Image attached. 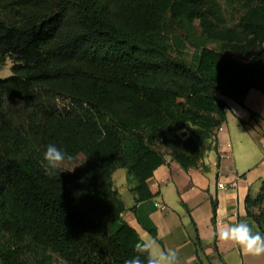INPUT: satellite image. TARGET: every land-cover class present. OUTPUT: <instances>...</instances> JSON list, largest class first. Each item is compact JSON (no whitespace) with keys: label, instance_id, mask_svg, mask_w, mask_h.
Returning <instances> with one entry per match:
<instances>
[{"label":"trees","instance_id":"trees-1","mask_svg":"<svg viewBox=\"0 0 264 264\" xmlns=\"http://www.w3.org/2000/svg\"><path fill=\"white\" fill-rule=\"evenodd\" d=\"M8 59L0 264H124L144 240L127 210L157 237L148 179L167 161L160 145L199 166L217 148L224 97L245 104L251 88L264 92V0H0V71ZM49 144L83 161L46 171ZM246 201L264 230V179Z\"/></svg>","mask_w":264,"mask_h":264},{"label":"crops","instance_id":"crops-1","mask_svg":"<svg viewBox=\"0 0 264 264\" xmlns=\"http://www.w3.org/2000/svg\"><path fill=\"white\" fill-rule=\"evenodd\" d=\"M224 98L229 107L226 120L217 129V148L210 150L197 167L184 168L167 158L148 179L157 205L150 214L157 226V237L142 227L134 212L124 213L143 239L153 238L161 248L177 250L181 264H264V256L244 255L217 236L219 228L240 222L264 234L248 213L246 201L248 194L260 191L264 179V92L251 88L245 104ZM118 179L117 185L113 178L114 186L129 208L135 200L128 188L127 173ZM233 180L237 181L233 189L218 186L219 181L227 184ZM123 191L128 192V201ZM197 234L203 242L199 255Z\"/></svg>","mask_w":264,"mask_h":264},{"label":"clouds","instance_id":"clouds-1","mask_svg":"<svg viewBox=\"0 0 264 264\" xmlns=\"http://www.w3.org/2000/svg\"><path fill=\"white\" fill-rule=\"evenodd\" d=\"M66 158L72 159L54 144H49L43 155L46 171L58 168ZM217 236L220 240L238 247L244 255L264 256V234L259 231L254 232L252 226L246 222L224 225L218 229ZM135 252L137 255L126 259L124 264H145V260L141 259L142 256L145 257L146 264H181L177 250L172 248L165 250L153 238L136 243Z\"/></svg>","mask_w":264,"mask_h":264},{"label":"rangeland","instance_id":"rangeland-1","mask_svg":"<svg viewBox=\"0 0 264 264\" xmlns=\"http://www.w3.org/2000/svg\"><path fill=\"white\" fill-rule=\"evenodd\" d=\"M190 21H188L187 23H189ZM195 23V26L197 27V29H199V25H198V21L194 22ZM176 28L179 27V29L182 31L181 33H185L183 30H184V27L186 26V24H177L175 25ZM199 31V30H198ZM258 39L256 38V41ZM193 52H194V48L188 44L186 46V49H185V56L188 60H191L192 57H193ZM11 65H12V60L11 59H8L6 61V64L4 65L3 69L0 71V76H8L10 73H11ZM160 149L161 151L165 154L166 158H171V155L169 154V150L168 148L165 146V145H160ZM81 161H83V157L80 156L78 157V159L74 160V161H71V160H67V161H64L61 166L65 169V170H74L80 163ZM126 169L125 168H118L116 171H114V180H115V183L118 185V182H119V176L120 175H126ZM128 192L127 191H123V196L124 198L128 201ZM258 212H264V204L259 206L257 209H256ZM64 264V263H62Z\"/></svg>","mask_w":264,"mask_h":264},{"label":"built area","instance_id":"built-area-1","mask_svg":"<svg viewBox=\"0 0 264 264\" xmlns=\"http://www.w3.org/2000/svg\"><path fill=\"white\" fill-rule=\"evenodd\" d=\"M218 186L222 189H233L237 186V181L236 180H233V181H230L229 183H224L223 181H219L218 182Z\"/></svg>","mask_w":264,"mask_h":264},{"label":"water","instance_id":"water-1","mask_svg":"<svg viewBox=\"0 0 264 264\" xmlns=\"http://www.w3.org/2000/svg\"><path fill=\"white\" fill-rule=\"evenodd\" d=\"M183 135H185L186 134V131H183V133H182Z\"/></svg>","mask_w":264,"mask_h":264}]
</instances>
